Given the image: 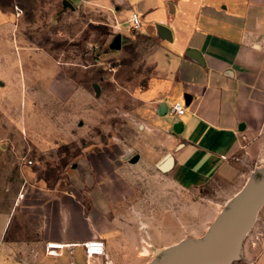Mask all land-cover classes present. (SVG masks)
<instances>
[{
    "label": "crops",
    "instance_id": "crops-1",
    "mask_svg": "<svg viewBox=\"0 0 264 264\" xmlns=\"http://www.w3.org/2000/svg\"><path fill=\"white\" fill-rule=\"evenodd\" d=\"M120 2L128 17V27L117 29L122 57L137 39L153 44L148 53L136 48L152 65L135 95L140 134L84 150L50 184L24 171L22 161L20 191L7 207L0 200V264H85L78 244L90 239L105 244L100 264H148L154 247L171 246H160L155 237L161 223L178 222V202L190 219L193 204L187 201L194 190L212 182L224 187L220 209L203 214L192 231L201 238L261 168L256 160L264 144V0ZM132 12L140 16L137 31L129 23ZM175 103L184 113L162 116L163 104L167 112ZM173 123L181 125L177 132ZM259 224L264 220L257 215L247 234L254 239L248 246L246 236L243 243L244 264H264V252L255 249L264 237ZM50 243L64 245L59 258L47 255Z\"/></svg>",
    "mask_w": 264,
    "mask_h": 264
},
{
    "label": "rangeland",
    "instance_id": "rangeland-1",
    "mask_svg": "<svg viewBox=\"0 0 264 264\" xmlns=\"http://www.w3.org/2000/svg\"><path fill=\"white\" fill-rule=\"evenodd\" d=\"M124 8L120 0H0L2 208L20 191L23 159L31 162L24 171L50 184L71 170L84 150H99L111 137L114 141L140 134L135 95L151 73L152 65L142 54L153 51V44L137 39L123 57L120 50H110L115 36L128 27ZM138 45L143 53L136 51ZM260 151L256 164L262 169L264 144ZM223 188L212 182L194 190L187 201L193 204L190 219L189 214L183 217L179 206L184 204L178 202V222L161 223L157 244L197 239L192 231L203 214L220 209ZM261 209L258 220H264ZM116 210L120 214L126 209ZM259 229L264 234L263 224ZM252 239L250 233L248 246ZM255 249L264 252V237ZM148 258L155 260L153 255ZM234 264H244L243 256Z\"/></svg>",
    "mask_w": 264,
    "mask_h": 264
},
{
    "label": "water",
    "instance_id": "water-1",
    "mask_svg": "<svg viewBox=\"0 0 264 264\" xmlns=\"http://www.w3.org/2000/svg\"><path fill=\"white\" fill-rule=\"evenodd\" d=\"M62 5L73 9L67 1H63ZM157 29L162 37L170 39L166 27L158 25ZM120 41L121 37L116 35L109 48L119 50ZM94 88L99 95L96 84ZM163 106L165 112L162 116H165L166 106ZM180 126V123H173V131L177 132ZM135 161L136 158L133 159ZM169 165L170 159L160 169L165 171ZM255 174L226 203L203 237L181 240L164 249L154 248L152 255L155 260L150 264H234L238 261L245 237L264 206V168L258 169Z\"/></svg>",
    "mask_w": 264,
    "mask_h": 264
},
{
    "label": "built area",
    "instance_id": "built-area-1",
    "mask_svg": "<svg viewBox=\"0 0 264 264\" xmlns=\"http://www.w3.org/2000/svg\"><path fill=\"white\" fill-rule=\"evenodd\" d=\"M129 23L134 31H137L140 26V16L136 12H132L129 17ZM168 115L172 117L181 116L184 113V107L175 103L167 107ZM23 164L29 166L31 162L29 160H22ZM85 255V264H100V258L105 256V244L101 239H90L78 244ZM75 246V245H72ZM64 248L63 244H47L46 253L48 256L53 258H59L61 256V250Z\"/></svg>",
    "mask_w": 264,
    "mask_h": 264
},
{
    "label": "bare ground",
    "instance_id": "bare-ground-1",
    "mask_svg": "<svg viewBox=\"0 0 264 264\" xmlns=\"http://www.w3.org/2000/svg\"><path fill=\"white\" fill-rule=\"evenodd\" d=\"M118 26H119V24H117V25L115 26V28L118 29Z\"/></svg>",
    "mask_w": 264,
    "mask_h": 264
}]
</instances>
